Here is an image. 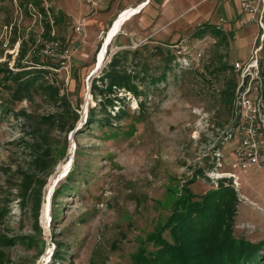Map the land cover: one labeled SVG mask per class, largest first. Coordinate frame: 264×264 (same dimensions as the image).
<instances>
[{
	"label": "rangeland",
	"instance_id": "rangeland-1",
	"mask_svg": "<svg viewBox=\"0 0 264 264\" xmlns=\"http://www.w3.org/2000/svg\"><path fill=\"white\" fill-rule=\"evenodd\" d=\"M41 1L51 37L69 50L66 66L60 64V52L43 51L49 41L42 38L45 19L15 1L0 4V64L15 70L23 43L27 54L21 63L40 61L50 72L49 79L69 94L79 119L66 133L47 125L43 117L55 109L38 96L11 106L14 113L24 111L27 119L0 112V238L24 237L14 246L0 244L5 264H46L56 243L63 245L67 264H130L138 249H152L147 239L165 221L181 186L193 180L190 190L200 195L211 189L209 181L216 180L215 174L226 172L239 177L238 192L230 184L239 200L234 236L252 243L263 241L264 146L259 163L244 172L231 167L239 145L237 129L232 140L226 138L236 118L235 91L241 82L234 64H244L252 55L264 59V30L258 22L261 15L264 22V0H245L249 12L242 11V0H230L231 15L218 5L199 21L198 25L219 27L225 41L211 35L193 38L198 25L187 20L159 29L156 18L149 19L143 12L122 24L121 34L106 48L113 22H107L109 29L98 30L88 21L102 19L111 4L134 6L140 0ZM52 12L58 19L53 25ZM76 28L83 31L78 33ZM174 28L180 30L178 35H172ZM157 47L160 50L155 52ZM117 51H127L130 71L146 70L139 87L145 95L135 99L125 94L128 116L124 121L83 130L88 110L95 105L86 86ZM98 52L102 67L91 75ZM169 56L173 57L170 64ZM166 65L165 79L153 83ZM257 96V92L248 95L249 99ZM0 99H7L6 94L0 92ZM140 101L143 106L138 107ZM36 142L51 148L56 161L49 175H38L44 183L37 182L33 189L40 197L38 229L32 202L19 196L25 174L36 173L31 162ZM69 171H74V181L54 210L49 195L58 182H65Z\"/></svg>",
	"mask_w": 264,
	"mask_h": 264
},
{
	"label": "trees",
	"instance_id": "trees-1",
	"mask_svg": "<svg viewBox=\"0 0 264 264\" xmlns=\"http://www.w3.org/2000/svg\"><path fill=\"white\" fill-rule=\"evenodd\" d=\"M13 1L17 2L19 7L30 6L36 10L45 19L42 38L45 40L55 39L51 37L50 21L47 10L42 7L41 0H0V4ZM151 1L149 4L152 3ZM57 22L58 19H55L52 12V25ZM262 34L261 49L264 53V31ZM207 35L220 37L222 41H225L219 27L206 23L198 25L192 33V37L197 40H201ZM168 45L175 46V44ZM23 49L24 44L22 43L18 57L15 59V70L8 68L6 64H0V92L7 96L5 100L0 99V112H9L12 116L23 115L27 119L24 111L14 113L11 106L38 96L55 109L53 114L43 117L45 123L55 126L56 130L60 132L72 131L79 119V114L72 108L71 97L62 92L51 78L49 79L50 72L43 67L44 65L40 61H30L32 65L24 66L21 62L26 57L27 51ZM157 50L160 49L157 47L154 51L157 52ZM127 55V51H117L110 57L100 73L91 78L89 94L95 105L88 110L83 130H89L95 125L99 127L111 126L112 121H124L128 116V102H126L125 94L131 95L135 99L145 95L139 87L146 79V70H140L141 75L130 71L127 67ZM172 60V56L167 57L168 64ZM258 63L263 78L261 93L264 99V59ZM58 66L53 68L56 69ZM166 66L153 83L165 79V71L169 65ZM141 106H143L142 101L138 104V107ZM67 121L70 122L69 127H66L65 122ZM235 123L236 120L233 122V126ZM44 137L45 134H42L41 138ZM22 142L28 144L27 141ZM41 144L40 142L35 143L36 152L31 161L36 173L25 174L19 195L26 201L32 202L35 229H38L37 214L40 197L39 192L36 193L33 189L36 188L37 182L40 185L44 183L37 178L38 175L46 177L56 164L51 148H42ZM73 172L69 171L65 182H58L54 189L51 196V205L54 210L60 202L59 199L70 189V184L74 181L72 179ZM193 182L191 180L181 186V189L178 190L179 193L175 195L170 204L171 210L165 221L160 223L148 237L147 243L151 245L152 249L150 251L146 248L138 249L130 264H264V240L252 243L234 236V220L239 200L237 193L230 186V181L227 179L210 180L211 189L200 195L191 192L189 186ZM53 220L55 221L54 214H52ZM23 238L1 237L0 244L1 246H14ZM0 264H5L1 252ZM46 264H67L61 243H56Z\"/></svg>",
	"mask_w": 264,
	"mask_h": 264
},
{
	"label": "built area",
	"instance_id": "built-area-1",
	"mask_svg": "<svg viewBox=\"0 0 264 264\" xmlns=\"http://www.w3.org/2000/svg\"><path fill=\"white\" fill-rule=\"evenodd\" d=\"M241 9L244 12L251 11L250 4L242 0ZM258 22L259 27L264 30L262 15L259 17ZM76 31L80 33L83 29L76 28ZM261 38L263 39V34H261ZM43 47V51L46 54L55 51L60 52L63 57L60 64L61 66H66V61L69 60V50L67 47H60L59 42L55 40L45 42ZM254 52L257 53V50H254ZM234 69L239 71L238 74L241 77V82L235 91L236 123L230 129L231 131L228 133L226 140H232L234 138V131L237 129L239 145L233 152L236 162L232 163L231 167L233 169L239 167L242 171L246 172L251 165L259 163L262 147L264 146V99L261 93L263 78L260 73L258 60L253 55L244 64L235 63ZM254 92H257L258 96L254 99H249L248 95ZM261 137L263 138L262 140H260ZM218 157H221V155L219 154ZM218 165L221 166V163ZM215 176H217L216 180H229L230 184H232L231 186L238 192L239 177L236 174L226 172L215 174Z\"/></svg>",
	"mask_w": 264,
	"mask_h": 264
},
{
	"label": "crops",
	"instance_id": "crops-1",
	"mask_svg": "<svg viewBox=\"0 0 264 264\" xmlns=\"http://www.w3.org/2000/svg\"><path fill=\"white\" fill-rule=\"evenodd\" d=\"M150 1L151 0H140L134 6H129L126 2L116 3L114 5L111 4L106 9L108 11L107 14L101 17L102 19L100 20H102V22H100V20L96 18L89 20L88 23L91 26L93 24L94 27L98 28V30L102 29L105 26L109 29V24H107V22H113V20L115 19L113 17L115 15L117 16L119 13L125 10L128 11L137 7L138 5L140 6L144 2H146L144 3L145 6L139 11L140 13L137 12L138 14L136 13L137 15L135 16L140 17V15L144 12L152 17L149 19L156 18L159 29H165L167 25L176 24L182 20H187L190 23L198 25L202 20H205L209 13L214 11L215 7L218 5H220L225 14L227 12L230 15L232 14L230 0H219L217 2H215L214 0H152V3L149 4ZM141 17L145 21H149L146 17ZM111 18L113 19L111 20ZM172 30V35H178L180 33V30L178 28H174ZM93 32H96V28H94ZM120 34L121 31L117 36H119Z\"/></svg>",
	"mask_w": 264,
	"mask_h": 264
},
{
	"label": "bare ground",
	"instance_id": "bare-ground-1",
	"mask_svg": "<svg viewBox=\"0 0 264 264\" xmlns=\"http://www.w3.org/2000/svg\"><path fill=\"white\" fill-rule=\"evenodd\" d=\"M148 2V1H147ZM146 3V2H144ZM142 4V5H138L137 7L133 8V9H130L126 12H123L121 13L114 21H113V24H112V29L109 30L108 34H107V40H106V43H105V48L106 46L120 33V26L122 24H124L130 17L134 16L137 12H139L144 6L145 4ZM102 50L101 52L103 51V49L105 50L104 48V45L102 46ZM101 52L99 53V55L101 54ZM98 55V60H97V70L96 72L102 67V54L99 56ZM99 61V62H98ZM95 71V70H94ZM93 73H96L94 72ZM50 201H51V195H49V206H50Z\"/></svg>",
	"mask_w": 264,
	"mask_h": 264
},
{
	"label": "water",
	"instance_id": "water-1",
	"mask_svg": "<svg viewBox=\"0 0 264 264\" xmlns=\"http://www.w3.org/2000/svg\"><path fill=\"white\" fill-rule=\"evenodd\" d=\"M103 43H104V42H103ZM103 43L101 44L99 51L101 50V48H102V46H103ZM97 55H98V54H97ZM94 70H95L94 72H96V70H97V57H96V64H95V68H94ZM93 74H95V73L92 72L91 75H93ZM91 75H90V76H91ZM89 78H90V77H89ZM86 89L89 91V86H88V85L86 86ZM50 254H51V253H50ZM49 256H50V255H49Z\"/></svg>",
	"mask_w": 264,
	"mask_h": 264
}]
</instances>
